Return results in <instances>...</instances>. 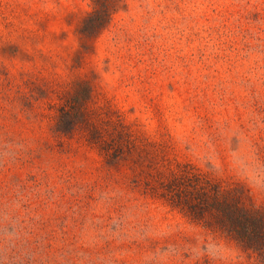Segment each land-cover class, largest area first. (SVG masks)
I'll list each match as a JSON object with an SVG mask.
<instances>
[{
    "label": "rangeland",
    "instance_id": "1",
    "mask_svg": "<svg viewBox=\"0 0 264 264\" xmlns=\"http://www.w3.org/2000/svg\"><path fill=\"white\" fill-rule=\"evenodd\" d=\"M91 10L0 0V264H258L162 186L189 163L264 204V0H125L86 37Z\"/></svg>",
    "mask_w": 264,
    "mask_h": 264
},
{
    "label": "trees",
    "instance_id": "2",
    "mask_svg": "<svg viewBox=\"0 0 264 264\" xmlns=\"http://www.w3.org/2000/svg\"><path fill=\"white\" fill-rule=\"evenodd\" d=\"M91 1L92 10L79 26V33L86 37L96 36L125 5V0ZM88 97V93L81 96L75 92L71 101L79 110L63 108L57 120L58 131L73 129L83 112L79 104ZM210 173L194 164H180L165 180L162 193L173 208L182 210L193 222L220 232L253 255L258 264H264V204L255 202L244 183L224 184Z\"/></svg>",
    "mask_w": 264,
    "mask_h": 264
}]
</instances>
